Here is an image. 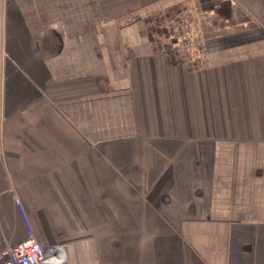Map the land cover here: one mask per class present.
Wrapping results in <instances>:
<instances>
[{"label": "crops", "instance_id": "obj_1", "mask_svg": "<svg viewBox=\"0 0 264 264\" xmlns=\"http://www.w3.org/2000/svg\"><path fill=\"white\" fill-rule=\"evenodd\" d=\"M17 199L66 264H264V0H0V255Z\"/></svg>", "mask_w": 264, "mask_h": 264}, {"label": "built area", "instance_id": "obj_2", "mask_svg": "<svg viewBox=\"0 0 264 264\" xmlns=\"http://www.w3.org/2000/svg\"><path fill=\"white\" fill-rule=\"evenodd\" d=\"M16 204L22 214L27 237L23 241L6 248L0 255L2 264H66L67 253L62 246H47L39 242L24 212L21 201Z\"/></svg>", "mask_w": 264, "mask_h": 264}]
</instances>
